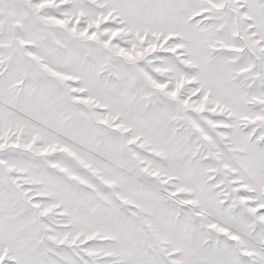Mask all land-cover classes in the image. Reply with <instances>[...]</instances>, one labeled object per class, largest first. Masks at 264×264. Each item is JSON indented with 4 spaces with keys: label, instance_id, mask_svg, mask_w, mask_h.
Segmentation results:
<instances>
[{
    "label": "snow or ice",
    "instance_id": "obj_1",
    "mask_svg": "<svg viewBox=\"0 0 264 264\" xmlns=\"http://www.w3.org/2000/svg\"><path fill=\"white\" fill-rule=\"evenodd\" d=\"M0 264H264V0H0Z\"/></svg>",
    "mask_w": 264,
    "mask_h": 264
}]
</instances>
